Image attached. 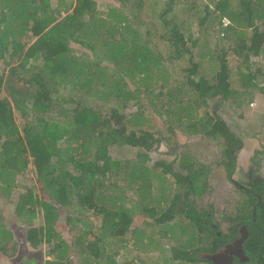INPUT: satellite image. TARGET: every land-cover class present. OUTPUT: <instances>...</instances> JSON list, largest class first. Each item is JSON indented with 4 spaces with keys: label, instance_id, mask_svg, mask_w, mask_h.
Masks as SVG:
<instances>
[{
    "label": "trees",
    "instance_id": "16d2710c",
    "mask_svg": "<svg viewBox=\"0 0 264 264\" xmlns=\"http://www.w3.org/2000/svg\"><path fill=\"white\" fill-rule=\"evenodd\" d=\"M148 3L107 0L102 11L98 0H0V200L13 212L0 209L1 259L24 246L39 258L22 264H118L108 239L177 216L217 247L203 215L175 212L183 184L207 193L205 164L192 156L180 166L186 179L165 162L152 169L151 155L201 135L225 147L222 164L234 174L229 147L242 140L207 110L264 94V0L202 1L196 32L177 13L199 14L196 1L169 0L161 12ZM30 166L37 184L16 193ZM139 215L153 222L137 226ZM188 248L174 247V258L199 260L202 248Z\"/></svg>",
    "mask_w": 264,
    "mask_h": 264
},
{
    "label": "rangeland",
    "instance_id": "374dc122",
    "mask_svg": "<svg viewBox=\"0 0 264 264\" xmlns=\"http://www.w3.org/2000/svg\"><path fill=\"white\" fill-rule=\"evenodd\" d=\"M98 1L100 4V10L104 11L107 0ZM167 1L169 0H149L147 11H149L150 6V11H152V9H156L157 12H161L165 9ZM191 1L197 2L195 6H199V10L197 12L199 14H196V10L189 14H182V11L180 12V10H177V13H179L181 19L190 17L192 20L189 23V28L192 32H196V30H198L196 20L200 14H202L200 13V7L202 6L201 2H205V0H188V2ZM189 5L187 6L188 8L190 7ZM147 21L151 22L149 20ZM157 22L159 24V34L164 35L165 30L163 23L159 21ZM205 39L207 40L206 37ZM201 42L202 47L205 46L204 38H201ZM163 44L165 43H159V47L160 50H163V53H165L167 44L166 46ZM212 45H214L213 41ZM258 61L261 60L259 59L257 62ZM263 64L264 61L262 64H260V67H263ZM237 78L238 75L235 72L234 80L237 81ZM261 80L262 79L259 78L258 81ZM236 104L237 103L232 105L230 102H223L220 104L217 100L210 103V107L207 112L208 114H215L216 116L220 117L229 126L231 132L240 137L243 147L241 148V152L238 154L237 162L240 166H243L247 154L250 153L252 155L256 147H260L261 144H264V94L258 93V95H256L255 102L245 101L241 107H238ZM17 119L18 122H22L20 117ZM154 132L156 131L154 130ZM169 136L171 135L169 134ZM188 136H190L189 133H187V137L184 136L180 140V137H177L179 142L176 145L169 146L164 143L158 147V149L151 155L150 166L152 169H157L154 166L155 163L166 162L167 164L171 165L174 172L183 174L182 176L185 178L187 173L183 171V168L180 166L185 163L192 165V158L196 157L197 161H200L206 166L205 176L208 180L207 193L198 198L195 196L192 190L187 192L186 189L188 187L191 186V189L194 187V184L192 185L187 182L183 184L181 189L178 191L180 197L177 201L180 205L184 204L182 205V208L187 203L188 207H194L195 209L203 211L205 214L215 210V213H218L219 215V212H221V210L226 207L230 201L235 199L237 192L231 183L228 182L227 174L225 173V168L222 164L223 161L226 160V155L224 153L225 147L219 146L212 140L202 138L201 135L193 137ZM237 147L238 146L234 147L233 150H235ZM127 150L126 155L129 153L128 156L131 158V151L129 149ZM134 152L135 150L132 152V155ZM259 155H261L260 158H263L262 169L264 172V154ZM256 158L259 159V157ZM234 178L238 180L239 176L235 175ZM35 180L36 176L32 167L30 166L27 174L21 177V185L19 186V189H17L19 192L16 193L24 192L25 190L22 189V187L26 186L27 184H37ZM169 184H172L174 189L178 188L174 180H170ZM160 194V191L155 188L153 192V198L155 197L156 199ZM0 209L4 211V215L6 217L13 214L12 206L7 203L4 204L2 200H0ZM192 218H195V216H192ZM144 220L148 223L153 222L152 219L145 217L143 218V216L141 217L139 215V217L136 218V225L140 226ZM61 223H64V219L61 220ZM184 225L185 220L180 216H177L172 222L160 226L151 224L142 225L135 231V235L127 233V235L123 238L108 239L107 242L109 246H107L106 256H112L118 264H210L205 260L200 259L194 261L190 260L192 261L190 262L186 259L176 260L174 258V247H178V249L181 250L180 248L184 245L187 247L190 246V248L187 250H190L189 252H195V249L198 245L201 248L205 246V243H203L204 241L199 243L198 237L193 238L194 236H191L192 233L190 232L192 230V223H188L186 226ZM182 226H184V228H181ZM167 227L169 228L167 229ZM168 231L169 234L167 235ZM219 231L223 233L227 232V226H220ZM163 235L167 236L163 237ZM205 236L206 237H203L205 240L210 239V237L208 238L207 232ZM28 251L29 248H24L23 246L19 257L12 262L10 261V264H22V262L25 260V255L31 256V253L27 254ZM31 257L38 258L39 256L38 254H33ZM2 261L5 263L4 260Z\"/></svg>",
    "mask_w": 264,
    "mask_h": 264
},
{
    "label": "flooded vegetation",
    "instance_id": "af4514ba",
    "mask_svg": "<svg viewBox=\"0 0 264 264\" xmlns=\"http://www.w3.org/2000/svg\"><path fill=\"white\" fill-rule=\"evenodd\" d=\"M242 147L243 143L235 149L236 151L229 147L235 160ZM255 149L252 155L247 154L243 166L237 162L234 174L227 175L228 182L237 192L235 199L230 201L219 215L215 210H209L210 212L205 214L186 204L182 208L184 204L180 205L178 201L175 203V212L178 214L185 215L190 208L203 215L205 228L219 239L217 247L214 238L204 240L205 246L197 253L200 260L207 261L204 259L205 255H217L214 262L208 261L210 264H260L254 260H264V172L263 158L259 155L264 154V144ZM225 173L227 174L226 168ZM235 175L239 176L238 180L234 178ZM222 225L227 226V232L219 231Z\"/></svg>",
    "mask_w": 264,
    "mask_h": 264
},
{
    "label": "crops",
    "instance_id": "0c3cea01",
    "mask_svg": "<svg viewBox=\"0 0 264 264\" xmlns=\"http://www.w3.org/2000/svg\"><path fill=\"white\" fill-rule=\"evenodd\" d=\"M12 216V215H11ZM11 216H8L7 218H10ZM19 227H20V225H19ZM14 228V227H13ZM30 251V250H29ZM30 253H31V255L32 254H38V252H36V251H30ZM39 256V255H38ZM39 258V257H38ZM38 258H35V259H38ZM2 260H4V262L5 263H3V261ZM0 264H10V261H8L7 259H1L0 258Z\"/></svg>",
    "mask_w": 264,
    "mask_h": 264
},
{
    "label": "water",
    "instance_id": "95a60500",
    "mask_svg": "<svg viewBox=\"0 0 264 264\" xmlns=\"http://www.w3.org/2000/svg\"><path fill=\"white\" fill-rule=\"evenodd\" d=\"M200 257H202V255H200ZM216 257H217V255H205L204 259H206L209 262H214Z\"/></svg>",
    "mask_w": 264,
    "mask_h": 264
},
{
    "label": "built area",
    "instance_id": "2783aa9c",
    "mask_svg": "<svg viewBox=\"0 0 264 264\" xmlns=\"http://www.w3.org/2000/svg\"><path fill=\"white\" fill-rule=\"evenodd\" d=\"M225 24H226V25H228V22H227V21H225Z\"/></svg>",
    "mask_w": 264,
    "mask_h": 264
}]
</instances>
